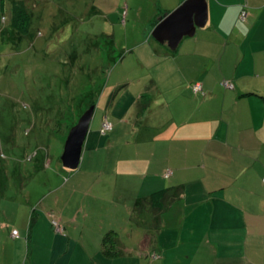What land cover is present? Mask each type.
Returning a JSON list of instances; mask_svg holds the SVG:
<instances>
[{
  "label": "crops",
  "instance_id": "0c3cea01",
  "mask_svg": "<svg viewBox=\"0 0 264 264\" xmlns=\"http://www.w3.org/2000/svg\"><path fill=\"white\" fill-rule=\"evenodd\" d=\"M93 1L124 4L141 40L108 55L79 168H56L28 206L0 193V264H264V0H206L205 27L175 51L152 32L186 0ZM101 36L113 52L116 32ZM165 189L181 194L157 217L146 201Z\"/></svg>",
  "mask_w": 264,
  "mask_h": 264
},
{
  "label": "rangeland",
  "instance_id": "374dc122",
  "mask_svg": "<svg viewBox=\"0 0 264 264\" xmlns=\"http://www.w3.org/2000/svg\"><path fill=\"white\" fill-rule=\"evenodd\" d=\"M14 1L5 0L6 18L0 23V193L12 201L19 191L24 202L18 207L28 206V194L49 193L56 168L67 171L60 156L69 130L94 105L96 87L111 70L108 55L119 61L140 41L143 21L127 18L124 4L99 11L93 0H20L31 14L23 35L9 24ZM113 31L116 45L107 53L98 36ZM65 34V42L56 41ZM70 47L77 54L74 63ZM129 63L128 55L124 64Z\"/></svg>",
  "mask_w": 264,
  "mask_h": 264
},
{
  "label": "water",
  "instance_id": "95a60500",
  "mask_svg": "<svg viewBox=\"0 0 264 264\" xmlns=\"http://www.w3.org/2000/svg\"><path fill=\"white\" fill-rule=\"evenodd\" d=\"M207 22L206 0H186L179 8L163 17L155 26L152 37L175 51L186 37H192L197 28ZM94 105H91L69 130L60 162L63 168L75 171L79 168L83 144L90 128Z\"/></svg>",
  "mask_w": 264,
  "mask_h": 264
},
{
  "label": "trees",
  "instance_id": "16d2710c",
  "mask_svg": "<svg viewBox=\"0 0 264 264\" xmlns=\"http://www.w3.org/2000/svg\"><path fill=\"white\" fill-rule=\"evenodd\" d=\"M5 11L6 2L5 0H0V23L6 18ZM9 14L10 27L20 34H26L31 19V14L25 5V2L20 0L14 1ZM180 194V189H165L153 193L148 197L146 203L148 204L149 210L155 216L159 217L167 209V207L178 198ZM34 221L35 217L32 215L30 219V227L33 225ZM104 245L107 248L112 247L113 241L111 242L109 235L104 239Z\"/></svg>",
  "mask_w": 264,
  "mask_h": 264
},
{
  "label": "built area",
  "instance_id": "2783aa9c",
  "mask_svg": "<svg viewBox=\"0 0 264 264\" xmlns=\"http://www.w3.org/2000/svg\"><path fill=\"white\" fill-rule=\"evenodd\" d=\"M246 16H247V15H246V12L243 11V12L241 13L240 19H241V20H245V19H246ZM222 85H223L226 89H233V88H234L233 83L230 82V81H224V82L222 83ZM192 91H193L195 94H201V95L204 94V91L202 90V86H201V84L198 83V82L192 84ZM110 129H111V123L108 122L107 120H105V121L103 122V124H102V131H103V132H107V131H109ZM169 175H170V172H168V173L165 174L166 177L169 176ZM263 182H264V178H263ZM52 224H53V226H54V228H55V230H56L57 232H62V229H61L59 223H58L55 219L52 220ZM11 236H12V237H17V231H15V230L12 231V232H11Z\"/></svg>",
  "mask_w": 264,
  "mask_h": 264
}]
</instances>
